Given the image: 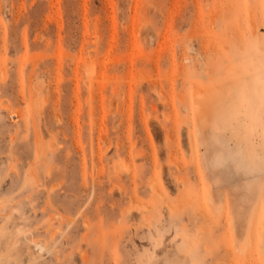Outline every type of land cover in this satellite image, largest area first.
Wrapping results in <instances>:
<instances>
[{"label":"rangeland","instance_id":"obj_1","mask_svg":"<svg viewBox=\"0 0 264 264\" xmlns=\"http://www.w3.org/2000/svg\"><path fill=\"white\" fill-rule=\"evenodd\" d=\"M0 264H264V0H0Z\"/></svg>","mask_w":264,"mask_h":264}]
</instances>
